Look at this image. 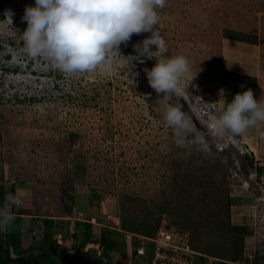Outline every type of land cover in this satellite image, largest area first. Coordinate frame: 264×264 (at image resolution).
Masks as SVG:
<instances>
[{
    "label": "rangeland",
    "instance_id": "374dc122",
    "mask_svg": "<svg viewBox=\"0 0 264 264\" xmlns=\"http://www.w3.org/2000/svg\"><path fill=\"white\" fill-rule=\"evenodd\" d=\"M34 3L0 0V208L10 193L23 201L0 228L3 251L27 258L52 240L56 253L42 264H149L148 253L135 252L138 236L164 221L187 230L191 247L212 264H264V123L233 136L218 133L210 118L225 107V31L256 37L264 97V0H167L158 10L166 55H185V79L195 76L188 96L173 102L202 135L179 141L148 84L154 60L133 62L135 75L118 55L108 74L68 75L30 57L22 17ZM149 35H133L120 54L136 55L132 45ZM231 49L230 62H238ZM87 223L91 238L83 243ZM231 226L248 231L238 253ZM102 234L112 243L105 255ZM19 237L15 248L10 240Z\"/></svg>",
    "mask_w": 264,
    "mask_h": 264
},
{
    "label": "clouds",
    "instance_id": "9594fccd",
    "mask_svg": "<svg viewBox=\"0 0 264 264\" xmlns=\"http://www.w3.org/2000/svg\"><path fill=\"white\" fill-rule=\"evenodd\" d=\"M166 3L167 0H35L33 6L25 7L22 17L27 24L21 34L24 50L32 58H45L52 68L68 75L97 70L108 74L117 55L124 69L135 75L131 71L133 62L154 60L145 72L158 102L165 105L167 125L178 141L192 133L202 135L192 116L173 102L187 95L185 90L195 76L185 79L191 71L185 55H166L168 45L158 27V10ZM5 14L11 15L10 10ZM143 33L150 35L132 45L136 55L122 56L120 46H127L133 35ZM210 118L218 133L242 135L264 123V97L255 99L250 88L238 92ZM22 203L19 196L6 195L0 208V228L14 220L11 210Z\"/></svg>",
    "mask_w": 264,
    "mask_h": 264
},
{
    "label": "crops",
    "instance_id": "0c3cea01",
    "mask_svg": "<svg viewBox=\"0 0 264 264\" xmlns=\"http://www.w3.org/2000/svg\"><path fill=\"white\" fill-rule=\"evenodd\" d=\"M224 42L227 46V55L223 57V76H222V95L224 100V106L226 103L231 101L234 95L238 92H242L246 89H251L253 91L254 98L259 100L263 97L260 89V76L261 68L256 65L254 57L257 56V52L253 53V49L256 48L257 39L253 34H239L235 31H225ZM232 44V45H231ZM237 51L235 59L238 62H230L229 57L233 53L231 47ZM256 51V50H255ZM229 85L227 87V93L224 89V84ZM235 83V86L231 84ZM243 86V87H242ZM20 239V237H19Z\"/></svg>",
    "mask_w": 264,
    "mask_h": 264
},
{
    "label": "built area",
    "instance_id": "2783aa9c",
    "mask_svg": "<svg viewBox=\"0 0 264 264\" xmlns=\"http://www.w3.org/2000/svg\"><path fill=\"white\" fill-rule=\"evenodd\" d=\"M135 252L138 255L149 254V264H195L197 257L208 259L191 247L190 233L161 221L156 231L148 237L138 236ZM207 264L206 260L205 263Z\"/></svg>",
    "mask_w": 264,
    "mask_h": 264
},
{
    "label": "trees",
    "instance_id": "16d2710c",
    "mask_svg": "<svg viewBox=\"0 0 264 264\" xmlns=\"http://www.w3.org/2000/svg\"><path fill=\"white\" fill-rule=\"evenodd\" d=\"M233 85V87L235 86V83L233 82V84H231V86ZM227 87H230L229 85L224 84V89H225V92L227 93ZM45 223L46 224H50L52 223L51 220H45ZM82 222H79L77 221L76 224H81ZM86 230H85V238L83 240V243H87L89 242V239L91 238V225L89 223L87 224H84ZM156 228V227H155ZM154 228V230H155ZM231 231L233 232V234H236L237 235V243H239V248L237 250V253L241 251V248H240V245H241V240L243 239V237L245 235H248V231L246 230V228L244 227H241V226H231ZM154 230L151 232H144V236H151L153 233H154ZM102 239H101V243H102V246H103V254L105 255V253H107L108 251H110L112 249L111 245L112 243L110 241H108L106 239V237H103V234H102ZM16 239V240H15ZM15 239H11L10 242L16 247H18L19 245V242H20V239L19 238H15ZM44 245L46 246H49L50 248H45L44 250H42L43 252L40 254V255H30L29 257L27 258H22L20 257L19 255H17V257L14 259V258H11V254H10V251H9V248L4 250L2 249L1 245H0V251H3V258L1 259L0 261V264H7L8 261H14L16 262L17 264H42L41 263V259H44V260H47L49 259L51 253L52 254H55L56 253V249H57V245L54 241L50 240L49 242H44ZM45 246V247H46ZM18 251V250H17ZM232 254L234 252H236L235 250H231ZM233 260L235 258H232ZM85 261L86 263H89L90 262V258L85 254ZM92 264H105L103 262V260H91Z\"/></svg>",
    "mask_w": 264,
    "mask_h": 264
}]
</instances>
